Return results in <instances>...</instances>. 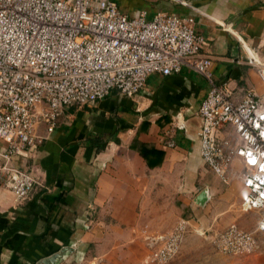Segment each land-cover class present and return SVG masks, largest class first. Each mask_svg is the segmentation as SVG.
I'll use <instances>...</instances> for the list:
<instances>
[{
  "label": "crops",
  "instance_id": "0c3cea01",
  "mask_svg": "<svg viewBox=\"0 0 264 264\" xmlns=\"http://www.w3.org/2000/svg\"><path fill=\"white\" fill-rule=\"evenodd\" d=\"M117 2L129 15L146 10L148 19L159 11L194 15L217 82L226 83L237 101L252 91L264 105V0ZM248 51L259 63L249 61ZM209 86L184 66L150 75L135 96L112 91L67 108L32 156L13 160L41 185L18 201L0 180V264H39L66 246L95 248L87 254L91 264H153L147 236L170 230L180 218H190L196 229L235 224L258 230L260 213L241 205V166L224 181L202 159L198 111ZM38 133L46 134L44 123ZM195 235L184 236L183 251ZM258 238L264 246V231ZM261 250L253 256L210 252L196 262L258 264Z\"/></svg>",
  "mask_w": 264,
  "mask_h": 264
},
{
  "label": "built area",
  "instance_id": "2783aa9c",
  "mask_svg": "<svg viewBox=\"0 0 264 264\" xmlns=\"http://www.w3.org/2000/svg\"><path fill=\"white\" fill-rule=\"evenodd\" d=\"M207 44L191 14L159 11L148 19L146 10L123 12L117 0H0V180L26 200L41 182L13 160L32 156L67 108L112 91L135 96L150 75L187 66L210 85L198 111L202 159L224 181L241 166V205L260 213V231L235 224L196 229L182 218L168 232L147 236L152 262L170 261L192 230L222 253L257 252L264 231V105L252 91L237 101L217 82ZM249 61L259 63L250 52ZM42 123L46 134L38 133Z\"/></svg>",
  "mask_w": 264,
  "mask_h": 264
},
{
  "label": "rangeland",
  "instance_id": "374dc122",
  "mask_svg": "<svg viewBox=\"0 0 264 264\" xmlns=\"http://www.w3.org/2000/svg\"><path fill=\"white\" fill-rule=\"evenodd\" d=\"M254 214L255 213H250V216H253ZM248 218H249V216H248ZM180 219H182V218H180ZM184 219H186V218H184ZM178 221H177V223H178ZM247 227L248 226H246V228ZM168 231H166V232H168ZM166 232H161V233H166ZM144 233H145V231H144ZM155 234H160V233H155ZM150 235H152V234H150ZM205 238H203V236H201V234L200 235H197V236L195 235L194 238H192V240H190L191 242L189 241L187 243V245L185 246L186 248H185L184 251L182 250L184 244H181V248H180V251L178 252V254L175 257H173L170 261H168L167 263H164V264H197L196 258H197L198 255L200 256L201 254H206V253H210V252H212V253H220L222 255H230V254H225V253H222V252L218 251L214 247V245L212 244V242H209L208 238H206V239ZM263 248H264V246L262 245V246L259 247V250L260 249L263 250ZM149 249L152 252V249L150 247H149ZM75 251L76 250L73 249L72 252L65 259H63L61 261L60 264H91L89 262L90 258H92L91 255L96 254V250L93 247H91V249H89L88 251H81L80 249H79L80 252H75ZM262 252L264 253V250ZM89 253L91 255H87ZM255 253L250 254V256L251 255L252 256L255 255ZM182 254H184V255H182ZM178 255L184 256V259L181 260V261H179L176 258V257H178ZM259 258L257 259V261L259 260ZM152 263L153 264H161V263H156V262H152ZM257 263L258 264H264V260H259ZM93 264H96V262L94 261Z\"/></svg>",
  "mask_w": 264,
  "mask_h": 264
},
{
  "label": "water",
  "instance_id": "95a60500",
  "mask_svg": "<svg viewBox=\"0 0 264 264\" xmlns=\"http://www.w3.org/2000/svg\"><path fill=\"white\" fill-rule=\"evenodd\" d=\"M72 250V247H63L60 251L43 259L39 264H60L61 261L72 252Z\"/></svg>",
  "mask_w": 264,
  "mask_h": 264
},
{
  "label": "trees",
  "instance_id": "16d2710c",
  "mask_svg": "<svg viewBox=\"0 0 264 264\" xmlns=\"http://www.w3.org/2000/svg\"><path fill=\"white\" fill-rule=\"evenodd\" d=\"M101 142H102V141H97V140H95V139H92V143H93V144L100 145V144H102Z\"/></svg>",
  "mask_w": 264,
  "mask_h": 264
}]
</instances>
